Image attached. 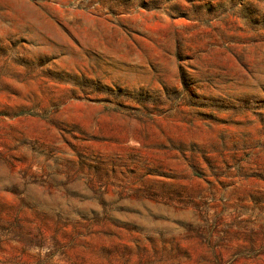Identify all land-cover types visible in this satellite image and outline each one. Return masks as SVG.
<instances>
[{
    "label": "rangeland",
    "instance_id": "1",
    "mask_svg": "<svg viewBox=\"0 0 264 264\" xmlns=\"http://www.w3.org/2000/svg\"><path fill=\"white\" fill-rule=\"evenodd\" d=\"M0 264H264V0H0Z\"/></svg>",
    "mask_w": 264,
    "mask_h": 264
}]
</instances>
